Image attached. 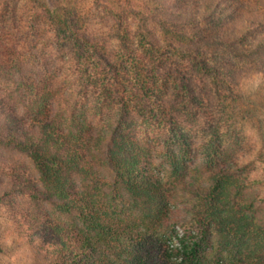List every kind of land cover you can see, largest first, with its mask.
Returning a JSON list of instances; mask_svg holds the SVG:
<instances>
[{"label":"trees","instance_id":"obj_1","mask_svg":"<svg viewBox=\"0 0 264 264\" xmlns=\"http://www.w3.org/2000/svg\"><path fill=\"white\" fill-rule=\"evenodd\" d=\"M79 1L22 17L0 0L11 245L44 264H264L231 119L238 86H264V0Z\"/></svg>","mask_w":264,"mask_h":264},{"label":"rangeland","instance_id":"obj_2","mask_svg":"<svg viewBox=\"0 0 264 264\" xmlns=\"http://www.w3.org/2000/svg\"><path fill=\"white\" fill-rule=\"evenodd\" d=\"M18 5V12L24 11L31 5L30 0H13ZM79 4L89 10L93 6L91 0H80ZM104 24L98 17L91 23V29L103 31ZM2 54H0L1 56ZM237 92L239 99L232 104V125L239 132L244 142L243 163L248 177L261 196H264V86L258 80L242 82ZM14 235L4 219V210L0 207V264H44L38 253L36 244L11 245Z\"/></svg>","mask_w":264,"mask_h":264}]
</instances>
